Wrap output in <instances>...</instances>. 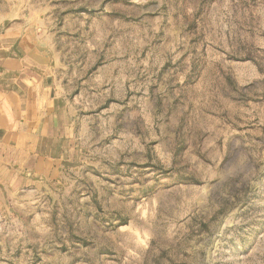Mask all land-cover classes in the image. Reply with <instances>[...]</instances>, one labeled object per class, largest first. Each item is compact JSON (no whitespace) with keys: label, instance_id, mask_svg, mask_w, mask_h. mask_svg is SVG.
Instances as JSON below:
<instances>
[{"label":"rangeland","instance_id":"1","mask_svg":"<svg viewBox=\"0 0 264 264\" xmlns=\"http://www.w3.org/2000/svg\"><path fill=\"white\" fill-rule=\"evenodd\" d=\"M19 10L90 77L82 164L0 214V264H264V0Z\"/></svg>","mask_w":264,"mask_h":264},{"label":"crops","instance_id":"2","mask_svg":"<svg viewBox=\"0 0 264 264\" xmlns=\"http://www.w3.org/2000/svg\"><path fill=\"white\" fill-rule=\"evenodd\" d=\"M31 17L0 14V214L61 189L83 160L69 103L90 76L61 63Z\"/></svg>","mask_w":264,"mask_h":264}]
</instances>
